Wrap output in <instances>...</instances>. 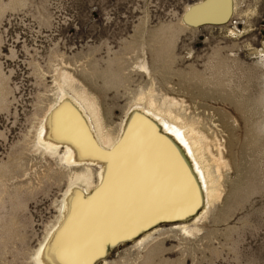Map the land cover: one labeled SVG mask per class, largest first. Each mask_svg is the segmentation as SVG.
Here are the masks:
<instances>
[{"label": "rangeland", "instance_id": "374dc122", "mask_svg": "<svg viewBox=\"0 0 264 264\" xmlns=\"http://www.w3.org/2000/svg\"><path fill=\"white\" fill-rule=\"evenodd\" d=\"M200 1L0 0V264H36L59 218L70 169L37 150V132L63 72L114 133L140 94L178 100L229 164L200 231L162 221L106 240L96 264H264V0H235L221 25L184 24Z\"/></svg>", "mask_w": 264, "mask_h": 264}, {"label": "bare ground", "instance_id": "6f19581e", "mask_svg": "<svg viewBox=\"0 0 264 264\" xmlns=\"http://www.w3.org/2000/svg\"><path fill=\"white\" fill-rule=\"evenodd\" d=\"M227 5L231 17L235 0H202L183 23L224 15ZM56 86L36 146L68 167L70 180L34 262L96 264L107 254L106 240H132L162 221H177L187 234L200 231L198 223L223 195L229 167L223 145L215 154L200 123L178 112L182 104L174 98L140 94L114 133L97 97L71 74L63 72ZM196 214L195 223L185 222Z\"/></svg>", "mask_w": 264, "mask_h": 264}, {"label": "water", "instance_id": "95a60500", "mask_svg": "<svg viewBox=\"0 0 264 264\" xmlns=\"http://www.w3.org/2000/svg\"><path fill=\"white\" fill-rule=\"evenodd\" d=\"M229 17H230V7H228L227 5V11L224 13V15H220V16L213 17V18H210V17L204 18L200 21H196L188 25L192 27H197L201 25H221L225 23L226 21H228Z\"/></svg>", "mask_w": 264, "mask_h": 264}]
</instances>
